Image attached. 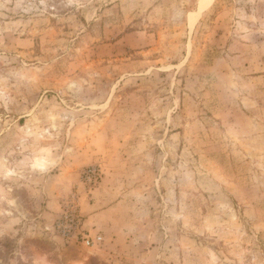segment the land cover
Segmentation results:
<instances>
[{
	"label": "rangeland",
	"instance_id": "1",
	"mask_svg": "<svg viewBox=\"0 0 264 264\" xmlns=\"http://www.w3.org/2000/svg\"><path fill=\"white\" fill-rule=\"evenodd\" d=\"M0 264H264V0H0Z\"/></svg>",
	"mask_w": 264,
	"mask_h": 264
}]
</instances>
